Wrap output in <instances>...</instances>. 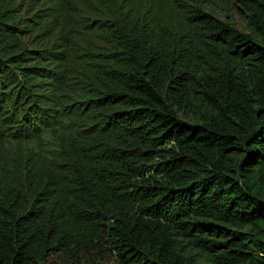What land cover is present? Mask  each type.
I'll list each match as a JSON object with an SVG mask.
<instances>
[{"label": "trees", "instance_id": "trees-1", "mask_svg": "<svg viewBox=\"0 0 264 264\" xmlns=\"http://www.w3.org/2000/svg\"><path fill=\"white\" fill-rule=\"evenodd\" d=\"M107 256L264 264V0H0V264Z\"/></svg>", "mask_w": 264, "mask_h": 264}, {"label": "rangeland", "instance_id": "rangeland-1", "mask_svg": "<svg viewBox=\"0 0 264 264\" xmlns=\"http://www.w3.org/2000/svg\"><path fill=\"white\" fill-rule=\"evenodd\" d=\"M212 10L215 15H218L219 17H222L224 19L233 20L238 27L242 28L243 21L232 8L222 9L221 7H216V8H212ZM48 264H70V263L69 262L65 263L59 258H53L52 260H50V262H48ZM96 264H120V263H118V261L114 257L107 256V257H103L100 260V262Z\"/></svg>", "mask_w": 264, "mask_h": 264}]
</instances>
